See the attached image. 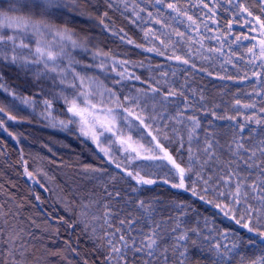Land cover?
<instances>
[{
	"label": "snow or ice",
	"instance_id": "1",
	"mask_svg": "<svg viewBox=\"0 0 264 264\" xmlns=\"http://www.w3.org/2000/svg\"><path fill=\"white\" fill-rule=\"evenodd\" d=\"M183 2L187 6L182 0H102L103 7L140 27L147 47L128 37L124 28L110 27L114 22L109 12H100L93 0H8L7 9L0 11V91L33 110L39 103L44 119L53 121L55 102L66 119L52 126H74L103 154V163L119 170L84 165L79 180L65 188L56 184L54 176L36 169L48 182L41 183L25 162L24 175L63 205L67 219H57L73 235L78 229L90 243V252L80 255L74 246L78 238L66 239L62 249L46 248L38 256L34 241L44 233L58 237L59 226L42 225L20 213L22 204L13 201V206H6L5 201L0 203V264H49L48 255L61 253L68 264H73L68 254L79 257L78 264H264V0H223L248 26V34L232 40L219 32L216 15L221 0H210L211 6L206 0ZM89 6L99 14L88 11ZM192 7L200 8L202 15H190ZM69 12L96 19L105 32L176 66L149 63V71L155 67L159 72L148 80L129 74L124 67L129 61L93 50L87 34L67 23H53ZM210 22L217 24V34L206 36L214 31ZM176 23L185 24L195 36ZM225 27L232 35L231 23ZM205 39L216 40L219 47L206 48ZM246 40L252 42L243 45ZM225 43L230 50L227 56ZM233 44L244 47L245 55L231 51ZM182 48L187 51L178 55ZM77 52L93 62L83 63ZM197 58L215 63L224 74L198 67ZM225 65L235 71L229 73ZM137 66L144 67V61ZM10 67L24 73L26 80L31 75L36 95L16 94L3 72ZM117 67L121 70L111 77ZM197 72L245 84L240 91L247 100L237 92L231 101H222L223 111L218 112L221 103L206 95L207 86H193ZM133 80L147 86L125 83ZM229 110L234 114L229 115ZM0 113L16 119L3 102ZM218 120L229 123L220 126L214 123ZM158 169H164L159 182L210 205L249 235L221 230L199 213L195 225H190L187 217L196 211L191 203L142 197L146 186L158 183ZM34 198L42 203L40 195Z\"/></svg>",
	"mask_w": 264,
	"mask_h": 264
},
{
	"label": "trees",
	"instance_id": "2",
	"mask_svg": "<svg viewBox=\"0 0 264 264\" xmlns=\"http://www.w3.org/2000/svg\"><path fill=\"white\" fill-rule=\"evenodd\" d=\"M96 7L100 8V12L108 11L111 20L114 22L116 28H124L128 37L134 40L136 43H143L145 47L149 46L147 41L143 38V32L140 27L129 23L125 20L119 13H113L111 10L106 9L102 6V0H93ZM209 2L210 0H206ZM251 2V0H249ZM8 0H0V11L7 9ZM182 6H187L182 0ZM225 8H229V11H224ZM88 11L94 12V9L89 6ZM207 11V9H204ZM256 12L257 9L253 8ZM94 14L98 15L99 13ZM190 15L201 14V9L197 7H192L189 12ZM216 19L219 26V32L227 36L228 40H232L235 35L248 34L247 28L238 16H235L234 11L230 6L223 4L221 0V7L217 9ZM251 19V18H249ZM67 23L72 29L81 35L87 34L92 39V45L95 48L102 49L103 52L111 53L116 60H127L128 64L124 65L127 68L129 74L138 75L141 80H148L151 75H156L159 72L158 68L153 67L149 71L147 65L151 63L152 65H168L172 64L176 66L174 61L166 60L162 56H155L154 53L143 52L140 48H136L133 44L124 43L119 39L118 36L112 35L111 32H105L101 25H99L96 19H87L86 17H81L75 12H69L67 16L61 17L59 19L53 20V23L62 24ZM227 23H231L232 35H228V30L225 27ZM175 27L179 28L181 31L188 32L189 35L195 36L194 32H189L185 24L176 23ZM210 26L214 29L211 33H205L206 36L216 35L217 24H211ZM145 27H154L159 29V25H145ZM251 35H257L253 32ZM252 41H243V45H248ZM159 46V42L155 41ZM205 47H219L216 40H204ZM194 48H198V45H193ZM187 51L186 48L180 49L177 54H183ZM231 51H235L237 56L245 55L244 47H240L236 44L232 45ZM171 49H169V54ZM229 46L227 43L224 45V55H229ZM77 59L82 60L83 63H92L90 56H86L79 52L75 53ZM195 55V53H194ZM212 55V54H209ZM147 58V59H146ZM144 61L145 66L139 67L138 62ZM233 61L236 62V57H233ZM196 63L198 67L208 68L212 72H220L223 75V71L215 63L209 64L207 61H201L197 58ZM183 67V66H181ZM228 68L229 73L235 70L230 65H225ZM80 70V67L77 66ZM119 67L115 71L110 73L111 77H115L116 71H120ZM91 74L92 70H88ZM189 69V72H192ZM5 80L18 96L28 97L36 95V88L32 86L31 75L29 74L27 80L24 73L19 72L15 67H10L3 69ZM191 79V78H190ZM125 83H134L138 87H146L147 85H141L139 81H125ZM193 86H204L206 85V95L212 97L216 102L221 103V109L218 112L223 111L224 104L222 101H231L233 96L239 92L242 99L247 100L244 96L243 91H240L246 87L245 84L235 83L233 81H221L210 77L203 72H197L195 79L192 81ZM227 85V89H225ZM223 93V96L221 94ZM0 102H3L6 109L9 110V114L16 117L15 120H8L4 113H0V120L4 121V128H0V175L2 171L7 172L11 177L16 179L17 183L14 185L15 188L9 187L7 183L0 176V203L5 201L9 202V205L13 206L12 202L22 204L25 199L27 204L23 205L20 209V213L25 216H31L37 220L38 223L44 224L45 222L53 225L59 226V236H49L48 233H44L42 238H38L34 241L35 251L39 256L43 253L46 248H51L54 250H60L64 247V240H69L70 242H75L79 238L78 246L80 255L84 256L90 252V243L86 238L80 236L79 230H76V234H72V230H66V227L62 225V222L57 218L67 219L68 214L65 212L63 205L57 203L50 192H44V190L39 186V184L32 183L24 175V166H26L29 171L35 174V178L40 180L41 183L47 184L48 182L45 178L36 173V169H41L43 172H47L50 176L55 177V182L57 185H62L65 188L70 187L74 182L79 180L77 175L79 170L84 165H93L100 167H107L109 171L119 173L118 169H115L114 165H107L103 163L101 157L103 154L99 152L95 144L90 139H87L79 134L74 126H69L67 129H62L58 124L53 127L52 124L60 119H66L64 115V110L58 104L54 102L52 113L55 120L44 119L41 115L43 111L42 105L37 104L35 110L22 104L19 99H13L12 96L0 91ZM230 107V105H229ZM229 115L234 114L233 111L229 110ZM202 119H208L207 117H202ZM243 117H237V121L241 122ZM215 124L220 126H227L228 121H214ZM8 133H12L9 135ZM167 143V142H165ZM174 147V145H170ZM49 149L51 151H49ZM138 163H156L162 164L166 163L164 161L155 162H145L140 161ZM159 175L157 177L158 183L152 186H146L145 191L141 194L142 197H152L159 196L165 201H170L172 199L180 200L181 202L191 203L196 211H191L187 217L190 225L194 226L195 221L198 218L197 213L201 216H207L214 221L216 227L221 230L227 229L235 232H239L245 236L249 235L246 230L240 229L233 221L228 220L223 216L222 213L213 209L210 205L204 204L202 201L196 200L191 197L190 194L184 193L180 190L173 189L170 185H165L159 181L163 179L162 173L164 169L157 170ZM143 174V173H142ZM89 184L93 182H87ZM134 183V182H133ZM51 186V185H49ZM20 189V190H19ZM99 190V189H97ZM17 191V192H16ZM40 195L42 203L35 200V195ZM35 205V207H34ZM211 226V225H210ZM38 237L40 234L38 233ZM69 259L73 261V264H78L79 257L75 254H68ZM57 257V255H55ZM53 255H48L47 260L49 264L53 263L51 257ZM60 256V255H59ZM68 263V262H67Z\"/></svg>",
	"mask_w": 264,
	"mask_h": 264
},
{
	"label": "rangeland",
	"instance_id": "3",
	"mask_svg": "<svg viewBox=\"0 0 264 264\" xmlns=\"http://www.w3.org/2000/svg\"><path fill=\"white\" fill-rule=\"evenodd\" d=\"M1 178L5 181V183H7V185L9 186V187H13V188H15L14 187V185L17 183V181H16V179H14L13 177H11L7 172H5V171H2V173H1ZM20 190V189H19ZM17 192V191H16ZM22 203H23V205H26L27 204V202H26V200L24 199L23 201H22ZM65 255V253H61L60 254V256L59 255H57V257L55 258V260H54V257L52 258L51 257V260L53 261V263L52 262H50L51 264H68L67 263V261L65 260V259H63V256Z\"/></svg>",
	"mask_w": 264,
	"mask_h": 264
}]
</instances>
